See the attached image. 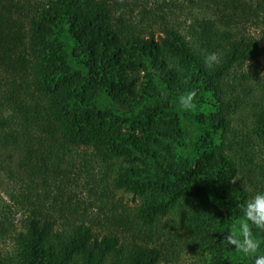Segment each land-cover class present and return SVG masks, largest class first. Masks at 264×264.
I'll return each instance as SVG.
<instances>
[{
	"label": "trees",
	"instance_id": "obj_1",
	"mask_svg": "<svg viewBox=\"0 0 264 264\" xmlns=\"http://www.w3.org/2000/svg\"><path fill=\"white\" fill-rule=\"evenodd\" d=\"M249 26L264 32V0H0V174L17 187L0 264H245L234 221L264 192V45ZM191 90L215 100L200 120L219 138L179 155ZM248 228L264 264V230Z\"/></svg>",
	"mask_w": 264,
	"mask_h": 264
},
{
	"label": "rangeland",
	"instance_id": "obj_2",
	"mask_svg": "<svg viewBox=\"0 0 264 264\" xmlns=\"http://www.w3.org/2000/svg\"><path fill=\"white\" fill-rule=\"evenodd\" d=\"M249 32L253 34L254 36L258 37V39L261 42V45H264V32L262 28H258L256 26H249ZM70 47H68V51L70 54V60L72 64L76 68H80V63L78 59H75L72 56V49L74 44V41L71 39L69 40ZM261 59L264 63V52L261 56ZM195 103V108L191 110H186L185 108L181 107L180 111L183 117V128H184V135L186 140V146L179 149L178 154L179 155H187L189 153H192L194 151V143H196L200 138L206 137L209 134H211L216 142H218L219 134H215L213 131V128L203 123V121L200 120L201 116H205L204 119H207L210 117L217 109L218 106L215 103V100H213L212 95L210 93H206L205 95H202V97L198 98ZM100 104L102 107L107 106L108 101L103 95L100 99ZM14 187L17 188L13 182L9 181V179L4 175L3 173L0 174V218H3V216L6 214V206L8 205H14V200L12 199V192L14 190ZM124 199L128 201L131 205H136L138 202H136L132 196V194H124ZM3 213L1 212V210ZM11 221L16 226V228H20L22 226V220L25 217L23 211L17 210V207H12L11 213H10ZM250 223L246 221L244 216H241L237 218L234 221V231L236 232L239 240L240 245L245 244L247 242L248 248L253 249L252 251H242L241 247H239V250L235 256L238 260L244 262L245 264H250V257L254 254H259L263 250V244L260 239V236L254 233L249 227ZM247 238V241H246ZM255 240L258 243V247H254L252 244V241ZM0 246L2 250L6 253H11L14 248V241L11 238H6L0 242ZM190 261V260H189ZM184 263V262H183ZM162 264H165L164 262Z\"/></svg>",
	"mask_w": 264,
	"mask_h": 264
},
{
	"label": "clouds",
	"instance_id": "obj_3",
	"mask_svg": "<svg viewBox=\"0 0 264 264\" xmlns=\"http://www.w3.org/2000/svg\"><path fill=\"white\" fill-rule=\"evenodd\" d=\"M203 62L206 68L212 69L215 66L219 65V63L221 62V57L218 53L211 52L204 57ZM195 97V90H191L182 94L180 97L182 107L186 110L195 108ZM241 208L247 222L254 225L257 229L264 230V192L256 193L251 199L243 203L241 205ZM252 244L254 247H258V243L255 240L252 241ZM240 247L242 251L254 250V248H248L247 242H245V244L243 245H240Z\"/></svg>",
	"mask_w": 264,
	"mask_h": 264
}]
</instances>
